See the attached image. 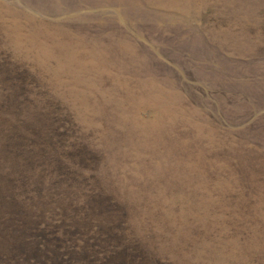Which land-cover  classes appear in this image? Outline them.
Returning <instances> with one entry per match:
<instances>
[{
  "label": "rangeland",
  "instance_id": "rangeland-1",
  "mask_svg": "<svg viewBox=\"0 0 264 264\" xmlns=\"http://www.w3.org/2000/svg\"><path fill=\"white\" fill-rule=\"evenodd\" d=\"M0 264H264V0H0Z\"/></svg>",
  "mask_w": 264,
  "mask_h": 264
}]
</instances>
